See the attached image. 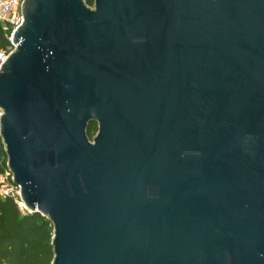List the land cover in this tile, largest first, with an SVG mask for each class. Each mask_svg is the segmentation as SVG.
<instances>
[{
  "label": "water",
  "instance_id": "water-1",
  "mask_svg": "<svg viewBox=\"0 0 264 264\" xmlns=\"http://www.w3.org/2000/svg\"><path fill=\"white\" fill-rule=\"evenodd\" d=\"M22 14L0 139L52 264H264V0Z\"/></svg>",
  "mask_w": 264,
  "mask_h": 264
},
{
  "label": "trees",
  "instance_id": "trees-1",
  "mask_svg": "<svg viewBox=\"0 0 264 264\" xmlns=\"http://www.w3.org/2000/svg\"><path fill=\"white\" fill-rule=\"evenodd\" d=\"M89 6L94 0H86ZM9 41L0 25V52ZM91 125L89 136L93 139ZM7 168V156L0 139V176ZM52 224L40 214H23L15 199L0 196V264H52Z\"/></svg>",
  "mask_w": 264,
  "mask_h": 264
},
{
  "label": "built area",
  "instance_id": "built-area-1",
  "mask_svg": "<svg viewBox=\"0 0 264 264\" xmlns=\"http://www.w3.org/2000/svg\"><path fill=\"white\" fill-rule=\"evenodd\" d=\"M24 0H0V25L6 32L9 47L6 51L0 52V64L14 51L16 45L13 42V36L19 27L23 24L22 5ZM2 110L0 109V118ZM0 196L2 198L12 197L15 199L23 214L30 212L26 209L20 197V188L13 182L12 173L6 168L0 176Z\"/></svg>",
  "mask_w": 264,
  "mask_h": 264
},
{
  "label": "rangeland",
  "instance_id": "rangeland-1",
  "mask_svg": "<svg viewBox=\"0 0 264 264\" xmlns=\"http://www.w3.org/2000/svg\"><path fill=\"white\" fill-rule=\"evenodd\" d=\"M97 133H98V125H94L92 129L93 138L96 137Z\"/></svg>",
  "mask_w": 264,
  "mask_h": 264
},
{
  "label": "flooded vegetation",
  "instance_id": "flooded-vegetation-1",
  "mask_svg": "<svg viewBox=\"0 0 264 264\" xmlns=\"http://www.w3.org/2000/svg\"><path fill=\"white\" fill-rule=\"evenodd\" d=\"M95 125H97V124H95Z\"/></svg>",
  "mask_w": 264,
  "mask_h": 264
}]
</instances>
